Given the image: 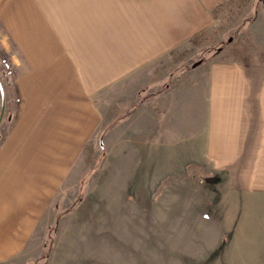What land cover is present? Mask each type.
<instances>
[{
	"label": "rangeland",
	"instance_id": "obj_1",
	"mask_svg": "<svg viewBox=\"0 0 264 264\" xmlns=\"http://www.w3.org/2000/svg\"><path fill=\"white\" fill-rule=\"evenodd\" d=\"M133 1L63 0L79 9L89 3L96 24L104 12L96 68L104 49L119 52L137 29ZM210 14V26L136 68L137 81L96 89V129L64 163L22 248L0 264H264V177L217 168L197 130L183 142V131L167 122L172 96L212 61L264 63V0H220ZM3 29L0 23V37L10 41ZM15 54L0 43V57ZM13 79L0 73L9 91Z\"/></svg>",
	"mask_w": 264,
	"mask_h": 264
},
{
	"label": "crops",
	"instance_id": "obj_2",
	"mask_svg": "<svg viewBox=\"0 0 264 264\" xmlns=\"http://www.w3.org/2000/svg\"><path fill=\"white\" fill-rule=\"evenodd\" d=\"M219 1L134 0L137 29L119 52L104 49L96 68L95 31L105 25L104 12L96 24L89 3L79 9L63 0H0V23L10 33V41L0 37L1 47L17 53L0 57L1 75L14 76L11 91L4 86L0 125L1 258L22 248L47 208L48 192L61 182L64 163L76 160L96 129V89L135 76L158 52L210 26ZM202 74L172 96L170 128L183 131V142L197 130L209 161L232 176L264 177V63L217 59ZM1 102L0 91V109Z\"/></svg>",
	"mask_w": 264,
	"mask_h": 264
},
{
	"label": "water",
	"instance_id": "obj_3",
	"mask_svg": "<svg viewBox=\"0 0 264 264\" xmlns=\"http://www.w3.org/2000/svg\"><path fill=\"white\" fill-rule=\"evenodd\" d=\"M0 91H1V96H2L1 110H0V125H1L4 115H5V109H6V97H5V92H4V88H3L1 80H0Z\"/></svg>",
	"mask_w": 264,
	"mask_h": 264
}]
</instances>
